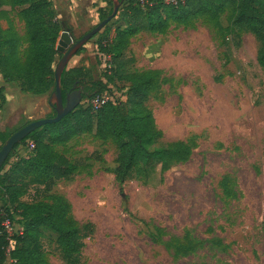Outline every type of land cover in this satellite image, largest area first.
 <instances>
[{
    "label": "rangeland",
    "instance_id": "374dc122",
    "mask_svg": "<svg viewBox=\"0 0 264 264\" xmlns=\"http://www.w3.org/2000/svg\"><path fill=\"white\" fill-rule=\"evenodd\" d=\"M10 20L18 31L23 30L16 12H11ZM219 21L220 45L198 22L194 31L176 27L163 37L144 33L129 50L136 59L135 69L162 70L168 80L150 94L146 104L162 133L149 148L190 142L188 162L164 173L157 166L118 185L106 172L116 167L112 144L95 143L85 135L81 145L65 148L72 161H79L81 172L56 185L54 192L67 198L77 222L94 227L84 241L80 264H264V71L256 62L259 44L254 37L231 30L226 16ZM113 30L110 22L84 47L95 45L108 31L111 39ZM93 53L84 66L89 86L99 80L108 63L106 53L100 54L99 64ZM108 89L112 102L125 100L117 81L110 82ZM24 93L7 91L6 113L21 116L0 129L14 132L32 121V91ZM87 103L84 100L81 106ZM57 150L63 152L61 147ZM18 151L22 156L30 154L25 147ZM225 176L236 183L235 200L224 195L219 185ZM20 202L27 203L28 197ZM8 206L11 233H19L25 221L23 210L18 204ZM155 227L177 237L187 231L203 240L216 237L226 250L174 259L162 242H153L152 237L158 239ZM45 235L50 263L65 264L56 235Z\"/></svg>",
    "mask_w": 264,
    "mask_h": 264
},
{
    "label": "trees",
    "instance_id": "16d2710c",
    "mask_svg": "<svg viewBox=\"0 0 264 264\" xmlns=\"http://www.w3.org/2000/svg\"><path fill=\"white\" fill-rule=\"evenodd\" d=\"M175 2L124 0L116 17L110 21L114 25L111 39L107 37L111 31L98 37L95 44L97 64L101 62V53H106L109 61L99 80L89 86L84 100L89 102L107 93L108 84L117 81L125 97L123 102L109 101L96 112L87 105L79 106L59 122L30 133L9 155L0 171V264L8 260L12 264H51L44 251L45 232L56 235V247L65 264H80L84 241L92 235L94 227L90 223L77 222L67 198L54 192L58 182L69 181L81 172L79 161H72L65 151L71 140L91 135L93 141L112 144L116 151V167L106 172L114 176L118 185L133 174L149 173L157 166L164 173L189 161L193 150L190 142L173 141L149 148L158 143L162 133L155 126L146 104L150 94L168 80L162 70L134 68L136 59L129 47L136 36L141 33L165 36L176 27L194 31L200 22L211 40L220 45L223 27L219 20L226 16L231 30L249 33L259 44L256 62L264 71V0ZM106 3L107 11H98L100 22L112 12V2L107 0ZM11 12H16L18 22L23 25L22 34L11 22ZM1 21L6 22L5 29L0 27L3 80L16 82L22 90L36 95L51 94L55 85L54 68L61 57L56 50L61 28L49 0H0ZM83 50L84 47L77 55ZM83 77L90 79L84 68L64 70L60 81L62 94L69 92L75 81ZM4 102L3 87H0V109ZM53 114L52 111L49 117ZM12 133L8 129L0 131V144ZM28 141L34 143V149L22 156L18 150L26 148ZM59 147L63 152L57 150ZM89 158L99 159L91 155ZM219 185L228 198H238L233 179L225 176ZM23 197H28L27 203L20 202ZM15 204L23 210L25 221L19 233L9 235L3 223L8 220L12 224L8 205ZM155 231L158 239L152 237L153 242H162L174 259L195 256L201 251L219 253L226 250L216 237L203 240L190 231L177 237L158 227ZM167 235V239L161 241Z\"/></svg>",
    "mask_w": 264,
    "mask_h": 264
},
{
    "label": "crops",
    "instance_id": "0c3cea01",
    "mask_svg": "<svg viewBox=\"0 0 264 264\" xmlns=\"http://www.w3.org/2000/svg\"><path fill=\"white\" fill-rule=\"evenodd\" d=\"M107 1V0H106ZM104 0H49L51 9L56 14V19L61 28L59 38L62 33L66 30L72 34L73 38L83 35L86 32L90 31L96 25L100 23L98 11H107L108 6ZM110 1V0H108ZM8 10V8H4ZM0 27L2 29L6 28V22L1 21ZM22 34V31H19ZM144 33L139 34L131 41L129 50L132 48L133 43L136 41V38H139ZM113 35V32H112ZM163 37V36H160ZM85 51L80 52L78 55L72 57L67 64L65 70L71 68L81 67L84 68L87 65V58L94 54L96 47L95 45H90L89 47H84ZM85 69V68H84ZM0 87H3V96L4 101L6 98V93L9 91L11 94H21L25 93L22 91L21 87L16 82H5L0 74ZM50 95V94H49ZM48 94L36 95L32 93V121L49 116L52 112V108L48 104L49 99ZM5 103V102H4ZM5 112V113H4ZM2 113V114H1ZM24 115V114H23ZM5 116V117H4ZM21 115H12L8 116L6 110L4 109V104L0 109V127H7L14 119L20 117ZM25 116V115H24ZM29 118V117H28ZM5 129V128H4ZM0 129V131H4ZM7 129V128H6ZM84 136L75 138L67 144V148L75 146L77 142L81 145ZM91 140H93L91 138ZM95 143H100L99 141H94ZM72 143V145H70ZM78 154L80 153V147L76 148ZM21 154V153H20ZM68 181H60L57 185L65 183ZM8 262H10L8 260ZM4 264H7L4 263ZM11 264V262H10Z\"/></svg>",
    "mask_w": 264,
    "mask_h": 264
},
{
    "label": "water",
    "instance_id": "95a60500",
    "mask_svg": "<svg viewBox=\"0 0 264 264\" xmlns=\"http://www.w3.org/2000/svg\"><path fill=\"white\" fill-rule=\"evenodd\" d=\"M112 2V12L98 25L92 28L90 31L83 34L80 38L76 39L72 37L68 31H64L60 36L56 50L61 54L60 59L54 68V89L49 95L48 104L54 112L53 117L45 116L43 118L25 122V124L14 131L9 138L0 146V171L4 166V163L8 159L9 155L15 150L30 133L41 128L47 124H54L59 122L64 116L70 112L76 110L82 105L84 101L83 88L77 90H70L64 95L61 89V77L63 71L66 69L70 59L77 55V53L84 47L94 36H96L112 19L117 15V12L124 0H110ZM76 85H73L72 89Z\"/></svg>",
    "mask_w": 264,
    "mask_h": 264
},
{
    "label": "built area",
    "instance_id": "2783aa9c",
    "mask_svg": "<svg viewBox=\"0 0 264 264\" xmlns=\"http://www.w3.org/2000/svg\"><path fill=\"white\" fill-rule=\"evenodd\" d=\"M140 1H142V0H140ZM166 2L167 3H172V4L176 3L175 0H166ZM108 61H109V57H108ZM109 101H111V99L109 98L107 93H104V94H102L100 96H97V97L91 99L87 103V106H89L93 112H96L98 109H100L104 104H106ZM26 149H27L28 152H31L34 149V143L32 141H28ZM3 226L5 227L7 233L10 235L11 234L12 224H10V222L8 220H6L3 223ZM10 262L12 264V261H10Z\"/></svg>",
    "mask_w": 264,
    "mask_h": 264
},
{
    "label": "flooded vegetation",
    "instance_id": "af4514ba",
    "mask_svg": "<svg viewBox=\"0 0 264 264\" xmlns=\"http://www.w3.org/2000/svg\"><path fill=\"white\" fill-rule=\"evenodd\" d=\"M89 79L86 78V77H83L82 79H79V80H76L75 83L73 85H76L74 89L71 88V90H77V89H80V88H83V93L84 94H87L89 93L88 89H89ZM73 87V86H72ZM25 124V122L22 124V126ZM21 126V127H22ZM20 127V128H21Z\"/></svg>",
    "mask_w": 264,
    "mask_h": 264
}]
</instances>
